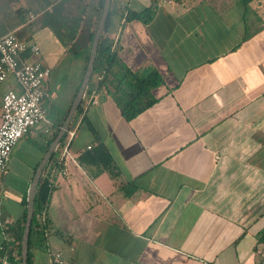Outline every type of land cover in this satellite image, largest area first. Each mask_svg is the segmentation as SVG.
Listing matches in <instances>:
<instances>
[{
    "label": "crops",
    "instance_id": "obj_1",
    "mask_svg": "<svg viewBox=\"0 0 264 264\" xmlns=\"http://www.w3.org/2000/svg\"><path fill=\"white\" fill-rule=\"evenodd\" d=\"M145 8V19L128 18ZM109 9L107 36L116 37L123 63L137 77L153 70L162 77L149 89L157 100L126 120L95 77L88 83L70 147L77 164L64 163L65 175L56 167L46 226L34 235L44 245L30 249L31 264H51L54 252L62 264H264V0H110ZM97 18L98 0H0V37L13 31L38 45L51 69L44 104L57 105L52 120L15 144L0 175V264H21L8 226L26 214ZM33 22L55 27L58 50L81 38L72 70L62 51L43 54V37L27 30ZM54 73L65 82L55 84ZM9 89L19 91L12 76L0 83V111ZM97 143L115 176L82 157ZM48 171L47 162L41 177Z\"/></svg>",
    "mask_w": 264,
    "mask_h": 264
},
{
    "label": "trees",
    "instance_id": "obj_2",
    "mask_svg": "<svg viewBox=\"0 0 264 264\" xmlns=\"http://www.w3.org/2000/svg\"><path fill=\"white\" fill-rule=\"evenodd\" d=\"M249 1L250 0H240L243 5H246ZM102 5L103 0H98V18L88 37L89 46L85 55L84 70L88 61L91 40L97 27V23L102 10ZM150 11V8H145L139 12L131 11L128 13V18L145 19L150 15ZM110 14L111 10L109 9L103 33L98 43L93 66V73L89 81V86L93 77H95V82H93V85L95 87H105L111 99L119 108L120 113L124 117V119L131 120L157 100L149 95V89L151 86H154L162 81V77L155 70L151 71L146 76L137 77L133 75L130 69L123 63L118 55L117 48L113 47V40L107 36V32L111 22ZM89 86L87 87L86 92L88 91ZM81 109H83V106H81L80 103L71 124H73L79 117ZM66 114L67 113H65V115ZM59 126L54 128L49 143L57 134ZM63 140L64 135L61 138L59 144H62ZM57 151L58 148L48 160V173L42 175L37 185L33 204V215L31 220L30 233L28 237L27 264H31L30 249L33 246L42 247L44 245V238L35 237L34 235H36V232H38L40 228H44L46 226L45 219H41V216L45 215L50 199V194L54 189L52 181L57 167L55 157ZM82 154V157H90L93 163L100 166L101 170L107 171L110 176H115L117 174L118 171L114 160L112 159V156L110 155L104 144L97 143L95 146H91L89 150L83 152ZM80 161H82L81 157ZM24 221L25 213L23 214L21 220H18L8 226L9 233L17 242L19 249H21ZM258 240L264 243V228L259 232Z\"/></svg>",
    "mask_w": 264,
    "mask_h": 264
},
{
    "label": "built area",
    "instance_id": "obj_3",
    "mask_svg": "<svg viewBox=\"0 0 264 264\" xmlns=\"http://www.w3.org/2000/svg\"><path fill=\"white\" fill-rule=\"evenodd\" d=\"M116 41L115 37L113 47ZM39 55L38 45L19 39L13 31L0 37V83L12 76L19 86V91L9 89L1 98L0 175L6 170L15 144L33 129L48 123L43 103L50 99L47 82L51 69L39 59ZM90 103L96 104L97 101L92 99ZM71 123L64 133L62 144L58 145L57 171L62 175L67 174L64 163L71 161L77 164L70 148L76 134L77 122ZM49 131L50 125L43 127V132ZM41 219L44 220V215ZM62 262L59 252L51 254V264Z\"/></svg>",
    "mask_w": 264,
    "mask_h": 264
},
{
    "label": "water",
    "instance_id": "obj_4",
    "mask_svg": "<svg viewBox=\"0 0 264 264\" xmlns=\"http://www.w3.org/2000/svg\"><path fill=\"white\" fill-rule=\"evenodd\" d=\"M109 7H110V0H103L101 14H100V17L97 23L96 30L91 40L88 61H87L86 68L84 70V74L82 76L80 85L78 87L77 93L69 107V110L67 112V115L62 125L59 127L57 134L55 135L54 139L50 143L47 151L43 155L41 161L39 162L35 170L32 183H31L30 189L28 191V196H27V207H26V214H25V221H24V227H23V232H22L21 249H20L21 250L20 251L21 252V264H27L28 237L30 233L31 220H32V215H33V204H34V198H35L37 185L41 178V174H42L45 164L48 162V160L52 156L54 150L59 145L60 140L63 137L65 131L68 129L70 123L72 122L74 115L77 111V108L83 97L84 91L92 76L97 47H98L100 37L103 33L105 23H106V19H107L108 12H109Z\"/></svg>",
    "mask_w": 264,
    "mask_h": 264
},
{
    "label": "rangeland",
    "instance_id": "obj_5",
    "mask_svg": "<svg viewBox=\"0 0 264 264\" xmlns=\"http://www.w3.org/2000/svg\"><path fill=\"white\" fill-rule=\"evenodd\" d=\"M47 29H45L44 25L38 24L37 22H33L27 25V30L30 31L32 33H40V36H42L43 38H40L42 45L44 47V55H48L51 58L57 56V52L62 51L64 48V45H62L61 49L58 50L57 47V32L55 31V27H53L52 25L46 27ZM46 32H45V31ZM33 40L35 39L34 35H33ZM81 38L78 39V41H76V43L74 45H72L71 47L69 45H65L66 48V52L62 51V54H64V57L62 59V61L64 62L65 67H67L69 70H72L73 67L77 64V62L82 58L83 53L81 52ZM53 78V82H55V84H59L60 82H65L59 80V75H57L56 73H54V75L52 76ZM94 80V77H93ZM46 104L43 103V106L45 108V111L47 112L46 114V118L47 120H52V117H54V110L57 107V105L55 104Z\"/></svg>",
    "mask_w": 264,
    "mask_h": 264
}]
</instances>
